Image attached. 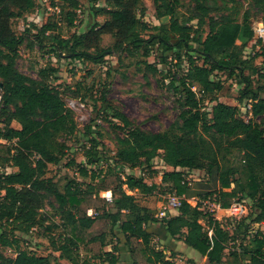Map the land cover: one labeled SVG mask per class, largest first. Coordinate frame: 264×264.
Masks as SVG:
<instances>
[{"label": "trees", "instance_id": "obj_1", "mask_svg": "<svg viewBox=\"0 0 264 264\" xmlns=\"http://www.w3.org/2000/svg\"><path fill=\"white\" fill-rule=\"evenodd\" d=\"M49 1L67 28L75 27L80 0ZM143 1L106 0V7L95 8L94 14L106 16L104 22H95L84 34L64 37L60 23L55 21L38 28L36 34L26 29L18 35L12 21L33 13L36 0H0V120L5 124L0 128V168L14 169L0 175V264H51L48 257L21 250L16 237L6 244L1 241L9 232L29 234L43 227L48 219L41 213L48 205L62 223H52L46 229L63 231L57 240L52 239V247L72 264H79V256L74 255L80 249L91 253L93 259L117 264L119 245L110 252L104 248L109 237L121 242L118 234L126 241V260L132 264H172L164 251L152 246L155 224L161 225L168 237L183 241L206 257L207 264H264V231L249 238L247 245L240 244L239 249L229 248L239 235L249 233L246 220L264 224V122L255 120L264 116V46L250 24L251 9L264 23V0H251L245 10L240 0H190L194 8L188 17L179 12L180 0H149L159 25L144 20ZM105 35L114 39L110 48L102 47ZM254 40V47L259 45L260 49L247 58L244 53ZM25 44H31V49L35 44L59 59L95 65H104L111 54L119 55V60L129 57L144 77L159 75L163 82L168 81L167 89L178 97L177 120L166 131L153 133L136 126L108 103L106 111L121 123L115 156L108 158L101 152L99 140L90 138V144L81 149L85 160L77 166L82 180L55 181L47 177L49 166L59 165L66 157L67 139L77 133V123L63 92L50 83L58 73L56 67L42 68L36 79L19 70L17 60ZM152 55L153 64L148 62ZM184 64L186 70L182 69ZM219 73L242 86L238 106L219 101L218 93L223 89L216 76ZM76 86L73 98L81 96V83ZM109 86H105L101 101L107 102ZM207 101L213 104L208 111L204 106ZM249 106L252 118L245 121L242 108ZM14 122L21 128H13ZM92 129L91 124L86 127L88 136H92ZM160 156L172 168L163 174L161 182L168 193L187 196L185 172L177 169L205 171L211 177L216 174L220 184V190L206 198L216 195L214 202L222 209H229L235 201L249 200L252 212L233 234L186 198L177 216L167 212L159 220L156 211L140 205L127 190L147 197L160 187L148 184L145 177L122 178L120 173L126 168H149ZM69 165L74 166L75 161ZM89 175L92 183L88 184ZM103 192L112 193L113 203L101 197ZM203 219H207L208 230L200 223ZM186 228L188 233L184 234ZM7 243L14 248L15 257L4 255Z\"/></svg>", "mask_w": 264, "mask_h": 264}, {"label": "rangeland", "instance_id": "obj_2", "mask_svg": "<svg viewBox=\"0 0 264 264\" xmlns=\"http://www.w3.org/2000/svg\"><path fill=\"white\" fill-rule=\"evenodd\" d=\"M106 0H98L97 3H88L86 0H80L81 12L78 13V19L75 27L67 28V26L61 21L59 11L51 8L49 0H36L37 7L33 13L25 15L21 19L12 21L13 30L18 34H22L26 29H31L33 34H36L38 28H41L47 22H59L63 30L64 37H70L73 34H84L88 32L91 26L95 22L102 23L106 19V16H94L95 8L106 7ZM251 0H240L244 4V10L249 8L248 4ZM181 6L179 8L180 14L183 17H188L192 14L190 0H180ZM143 4L146 8V15L144 20L150 25H159V21L155 17V7L149 0H144ZM256 10L251 9L250 24L255 29L259 23H261L262 16L256 13ZM241 20V16H240ZM197 21L193 22L196 24ZM36 26L37 28H34ZM208 32V27H205ZM256 34V33H255ZM114 43L113 37L105 35L102 41L103 48H110ZM256 44L254 40L246 49L244 55L249 58L253 56L255 52L260 49V46ZM31 45V44H30ZM29 44H25L20 48V56L17 60V66L19 70L30 77L38 78V73L42 68L46 66H53L58 69V73L51 79L52 86L59 88L63 92V98L67 106L74 112L75 120L77 123V133L75 136L67 139L69 151L65 158L59 165H50L47 173V177L53 178L55 181L64 182L65 178H77L78 181L82 179L78 175L77 166L84 162V156L82 148L90 144V138H97L101 143V152L108 158H112L116 154L117 141L116 137L121 135L119 130L121 123L118 120H114L110 116V112L106 111L108 103L113 104L116 108L121 110L136 126L141 129L153 133L164 132L177 120L179 111L177 99L178 97L173 92L167 89L168 81L163 82V79L159 75H148L144 77V73L137 71L135 63L131 58L123 56L119 60V55L111 54L106 56V63L104 65H95L92 63H80L78 61H70L65 59H59L56 56H50L44 51H41L37 45L33 44L32 49ZM148 62L153 64L155 62V55H152ZM261 64V59L256 62ZM162 68V66L160 67ZM187 65H183V70H186ZM168 70V69H167ZM174 72V70H173ZM111 73V75H110ZM219 80L222 81L223 89L218 93L220 102L238 106L237 98L239 96V90L242 86H239L235 81L227 78L226 74L216 75ZM216 78V77H215ZM81 83L80 97L73 98L77 91L76 84ZM107 84H110L108 93L106 96L107 102L101 101V96L104 88ZM67 87H70L68 90ZM198 91V90H197ZM200 94H198L199 97ZM86 96V97H84ZM95 100H98L95 102ZM206 110H211L213 104L208 101L204 104ZM250 106L242 108V117L245 121L252 118L250 113ZM107 116V117H106ZM256 121L264 122V116L262 118H256ZM92 125V136L87 135L86 127ZM5 126L4 121L0 120V128ZM13 128L20 129V125L16 122L12 124ZM101 133V137L99 136ZM71 161H75L74 166H70ZM105 171L107 166L105 165ZM169 168H165V164L160 157L153 160L151 167L149 168H126L121 171L120 175L124 178L126 175H132L135 177H145L148 184H157L160 188L152 196H143L139 192H130L128 194L135 195L140 205L156 211V217L161 220L166 212L173 211L178 213L177 209L170 208L167 203V198L171 195L167 187L161 184L160 179L163 174L167 172ZM14 169L0 168V175L2 173H11ZM189 173V175H191ZM188 175V176H189ZM195 179L208 180L209 175L205 171H197L193 174ZM91 175L86 179V182L92 183ZM95 183H98L96 181ZM161 184V185H160ZM160 192V193H159ZM166 192V194H163ZM103 192L101 193L104 196ZM101 196V197H102ZM53 202V201H52ZM243 204L247 209V214L241 218L236 219L231 216L230 213L220 212L216 206H214L213 200L199 199L192 203V206L200 205L205 213L212 216L215 220L219 221L225 229L229 230L232 234L235 232L238 224L241 220L247 218L252 212V203L249 200L235 201ZM92 213V211H90ZM42 216L47 217V222L43 227L34 229L29 234L21 232L8 233V237L1 239L6 244L10 242V239L16 237L19 242V248L21 250H28L40 257H48L51 264H72L66 259L60 257V253L54 251L52 247V239L57 240L61 234L62 229L54 228L52 231H48L46 228L51 226L52 223L60 225L62 223L60 216L57 212L48 205L43 212ZM170 215V214H169ZM171 216H173L171 214ZM246 220V219H245ZM200 223L208 230L207 219H203ZM246 224H249V233L244 236H238L234 243L229 245L230 250H233V246L239 249L240 244L247 245L249 238L256 235L258 232L264 231V224L254 223L251 224L250 220H246ZM158 228V231H157ZM163 227L155 224L153 232H159V236H154L152 240V246L155 250L164 251L167 260L172 264H207V259L202 256H194L188 249L187 245L183 241H175L171 237H166ZM3 230L0 229V237ZM184 234L188 233V228L183 229ZM155 234V233H154ZM212 230H209V235L212 236ZM119 240L109 237L107 239L108 246L104 248L105 252L112 251L113 247L119 245L120 252L119 260L117 264H132L131 261H127L129 258V252L125 244L123 236L118 234ZM246 238V239H244ZM8 245L3 249L4 255L8 257H15L16 253L14 248ZM185 248V249H184ZM185 250V251H184ZM173 252H175L173 254ZM75 253V252H74ZM77 254V255H76ZM116 254V255H117ZM229 254V250L226 251ZM74 256L78 257L79 264H111V261H104L106 259H93L92 254L80 249Z\"/></svg>", "mask_w": 264, "mask_h": 264}, {"label": "crops", "instance_id": "obj_3", "mask_svg": "<svg viewBox=\"0 0 264 264\" xmlns=\"http://www.w3.org/2000/svg\"><path fill=\"white\" fill-rule=\"evenodd\" d=\"M164 162V161H163ZM165 164V163H164ZM168 166L165 164V168H167ZM169 170L168 171H171L172 168L168 167ZM178 171H184L185 172V175H186V181L188 182V192H187V196H183V198H186L187 201L192 204L196 201H198L199 199H211V200H215L216 198V195L214 196H211L210 197L208 196V198H206L207 195H209L210 193H213L215 191H218L220 190V184H219V180L216 176V174H214L212 177L209 176L208 180H200V179H195L194 181H191V178L194 177V173H197V171H200V170H185V169H177ZM191 175H189V173H191ZM189 175V176H188ZM162 178L160 179V182H161ZM214 206H216V208L220 211V212H223V213H229V209H219L218 208V204L216 202H214ZM167 213V212H166ZM167 214H172L173 216H177L178 213L171 211L170 213L168 212ZM161 226V225H160ZM155 228V226L152 228V230ZM164 229V228H162ZM154 231V230H153ZM157 231H158V228H157ZM165 232V229L163 230ZM156 236H159V232H154ZM165 236H167L166 232H165ZM188 249L191 251L192 255L198 257V256H201L197 251L193 250L191 247L187 246ZM185 249V248H184ZM185 251V250H184ZM205 258V260L207 259L206 257H203Z\"/></svg>", "mask_w": 264, "mask_h": 264}, {"label": "built area", "instance_id": "obj_4", "mask_svg": "<svg viewBox=\"0 0 264 264\" xmlns=\"http://www.w3.org/2000/svg\"><path fill=\"white\" fill-rule=\"evenodd\" d=\"M254 31L257 35V38H259L261 42V46H264V23L263 22L259 23L257 27L254 29ZM1 108H2V97L0 95V111ZM2 142L3 141L0 140V143ZM102 197H104L107 200V202L113 203L112 193L110 192L104 193V196ZM182 199H183L182 197H179L176 195V193H173L169 195V197L167 198V203L168 205H170L169 206L170 208L178 210L181 207ZM218 208L222 209L220 205H218ZM229 213L231 216L235 217L236 219H241L247 214V209L243 204L239 202H234L229 208ZM165 216L166 213L163 215V217Z\"/></svg>", "mask_w": 264, "mask_h": 264}, {"label": "water", "instance_id": "obj_5", "mask_svg": "<svg viewBox=\"0 0 264 264\" xmlns=\"http://www.w3.org/2000/svg\"><path fill=\"white\" fill-rule=\"evenodd\" d=\"M1 88H2V84L0 83V90H1Z\"/></svg>", "mask_w": 264, "mask_h": 264}]
</instances>
